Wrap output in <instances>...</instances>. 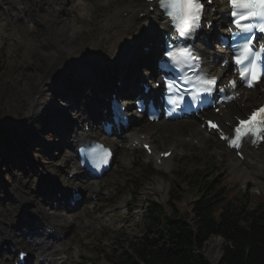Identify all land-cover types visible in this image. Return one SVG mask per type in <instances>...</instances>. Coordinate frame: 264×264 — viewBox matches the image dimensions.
<instances>
[{
    "label": "rangeland",
    "instance_id": "rangeland-1",
    "mask_svg": "<svg viewBox=\"0 0 264 264\" xmlns=\"http://www.w3.org/2000/svg\"><path fill=\"white\" fill-rule=\"evenodd\" d=\"M121 2L122 0H99L87 21L80 18L77 10L72 8L70 12L72 11L74 14L73 24L79 25L81 22H85L94 33L102 32L104 25L100 24L98 29V21H104L108 12L113 11V15H115L119 5L120 7L125 6ZM216 9L223 10V4L217 3ZM53 12L56 13V10ZM103 12L106 13L104 17H102ZM221 12H218L217 16L219 21L223 20ZM6 19L8 18L3 21ZM13 23L18 25L17 20H13ZM12 24L4 27V33L0 34V129L12 142V147L9 141L7 143L0 142V195L5 197L1 198L0 196V223L4 222V225L2 224L4 230L12 218L4 220L3 210L8 205L12 206L14 214H18L21 210L18 206L22 199L16 193L20 192L26 198L32 199V209L29 210L32 213L24 214V220L29 218L32 222L33 217L40 218L34 212L35 206L41 207L40 210L43 209L46 214L51 211L50 206L45 204L44 197L41 196L44 187L37 189L38 193L33 198L34 192L29 191L31 188L33 189L35 180L39 181L38 177L41 178L44 172H49L66 189L71 186L69 180L63 179L67 177L69 171L73 170L75 153L66 146L61 149L64 145L61 141L64 140L69 146L71 144L69 134L77 128L81 129L78 117L80 118L83 111L81 108L85 104L83 101L80 102L78 108L74 110L72 119L78 127L73 125L72 127L61 126L59 128L58 126L61 125L60 114L55 112L44 114L46 123L32 121L27 112L29 100L23 91L21 82L30 76L29 73H33L35 76L47 71L46 56L42 53L41 47L34 43L31 44L23 34L22 36L17 34ZM156 40L158 39L156 38ZM134 66L138 67L137 61ZM94 70L90 81L97 85L102 84V87L105 85L96 92L94 98L97 100L99 93L117 81H106V73H113V70L106 71L102 67L98 69L96 67ZM138 72L137 70L135 74ZM126 73L128 77H133V72ZM125 78L123 76L119 81H123ZM54 79H52V83L47 79L44 84L42 88L44 99H47L56 88L60 97L67 95L62 88H58L53 83ZM258 89L257 87L256 90ZM242 102L243 99H240L236 104L227 106L226 111L242 115L243 111L238 110L244 105ZM213 117L218 119V115H213ZM218 121L220 120L218 119ZM13 123L16 127H10ZM39 125L41 129L38 130ZM33 128L36 129V132ZM201 130L197 118H187L177 122L146 123L137 121L133 123L129 132L146 136L145 140L152 144L155 153L167 150L171 145H177L178 148L174 152L172 151L173 154L167 160L168 167L161 168L156 166L152 156H148L140 148L129 147L126 140L127 133L120 135L116 141L118 148L114 163L110 171L98 179L100 189L90 198L81 200L80 209L72 212L75 216L74 222L71 224L65 221L61 225L64 228L62 235L58 240L53 239L52 241L58 244L62 250L64 257L61 264H106L105 255H111L113 251L118 255L121 254L127 249L130 241L143 236L142 217L146 201L148 199L158 202L165 201L167 191L172 185H177L186 193V198L181 206L187 208L188 204L199 195V192L197 190L189 191L187 184L181 183L180 178H173L174 170L182 172L184 162L196 163V167L201 170V180L211 181L212 185L226 192V198L229 200L237 197L246 201L250 207L264 201V170L258 173L255 168L233 166L232 159L227 158L223 147L219 146L213 137L206 136V133L203 134ZM189 131H193L200 138L198 145L189 143ZM8 151L13 152L9 153ZM262 157L264 156L262 155ZM123 158L127 163H124ZM261 162L264 165V161ZM150 170L154 171L151 177L141 178L137 185L131 183V180L138 177L140 173L145 175ZM128 186L132 191L131 194L128 192ZM51 192L50 190L47 193ZM17 197L18 206L15 207V198ZM116 205L125 206L119 211L115 209ZM101 215L104 216L101 217ZM49 218L52 220L51 216ZM85 220L88 222L84 227ZM79 224L81 225L79 226ZM9 234L11 233L9 232ZM215 238L212 236L205 243L203 253L206 259L208 249L215 242ZM23 246L30 249V245L24 244Z\"/></svg>",
    "mask_w": 264,
    "mask_h": 264
},
{
    "label": "bare ground",
    "instance_id": "bare-ground-1",
    "mask_svg": "<svg viewBox=\"0 0 264 264\" xmlns=\"http://www.w3.org/2000/svg\"><path fill=\"white\" fill-rule=\"evenodd\" d=\"M75 3L76 0H0V6H3L0 7V11L5 18H8L3 22H1L0 18V34L2 32L4 33V27L11 25L13 20H17L18 25L12 24L14 25L16 33L21 34V36L23 34L31 44L34 43L41 47L42 53L46 56L45 64L47 71L35 76L33 73H29L28 75L30 76L27 79L24 77L26 80H22L23 82H21L23 91L29 100L27 112L30 114L32 121L37 120V122L43 121V123H46L44 114L47 112H55L60 114L61 125L58 126L59 128L61 126L65 128L67 126L72 127L73 125L74 127H78L74 123V119H72L75 113L74 110L78 108L80 102L83 101L85 103L81 108L83 111L81 112L80 118L78 117V120L83 124L82 128H77L69 134L71 137V139H69L71 142L69 148L83 138L92 137L97 134L92 124L88 126V131H86L84 127L92 123L91 117H97L101 112V105H103L101 104L100 107L94 105L96 102L94 98L96 92L105 87V85L102 87V84L97 85L90 81L92 73L95 71L94 69H96V67L97 69L102 67L103 70L106 71L113 70V73H106V81H119L121 77L125 76L126 78L123 79L125 81L123 89L126 90L127 87L134 88L135 81L133 79L140 75L141 65L151 66L150 63L154 60L159 51L161 35L167 30L163 22L164 20L157 9L154 8L152 11L148 10V6L151 3H147L145 0H122L121 3L125 6L120 7L119 5L115 15H113V11L108 12L107 15L103 12L102 17L106 15L105 20L98 21V29L99 26H101L100 24H103V31L94 33L85 22H81L79 25L73 24L74 14L72 11L70 12V10L74 8L73 5ZM81 3L83 4V0H81ZM218 3H221V0H218ZM54 10H56V13L53 12ZM80 10L85 9L82 7ZM221 11L222 10H218L219 13ZM6 14L8 17H6ZM221 17L223 18V16ZM9 21L10 23L8 24ZM159 30H161V33L157 34ZM156 37H159V39L155 40ZM152 40L153 42L150 44ZM144 43L150 44V49L146 53H142L143 50L141 45ZM208 49V45H203L201 47L203 53H207ZM136 61L138 67L134 66ZM208 69L212 75L218 77L222 76V71L219 69L217 61L216 63L214 62L213 66L208 67ZM137 70L139 72L135 74ZM126 72H133V77H128ZM47 79L51 80V83L52 79H54L53 83L57 85L58 88H62L67 95L60 97L58 95L59 91L56 88L53 89L52 94H50L47 99H44L42 97V88ZM257 87L259 88L258 90H256ZM257 87L255 86L251 90H239L240 96L238 100L243 99L242 103L244 104L242 108L238 109L243 112H239L247 113L251 107L258 105L262 100L264 96V81L260 82ZM98 99H100V96ZM257 101L259 102L257 103ZM237 102H235V104ZM246 109L247 111H245ZM222 114L224 122H231V114L235 113L222 110ZM157 122L160 123L162 120H158ZM14 126L15 124L13 123L10 127ZM39 129H41L40 125L38 127V130ZM33 130L36 132L35 128H33ZM195 138L196 135L192 132L191 141H194ZM117 139V137H110L108 139V142L113 145L116 150L118 148L116 144ZM126 140L130 144L136 141L140 142L138 134L134 132H130L126 136ZM170 147L173 151L178 148L177 145H171ZM242 149L245 155L243 160L236 158L234 156V151H228L227 149H225V155L228 159H232L233 166L251 167L257 169L258 173L262 172L264 170V165L261 162L264 161V157H262V155L264 156V141L257 147L246 145L242 147ZM158 153L159 152L155 153L153 150L152 155L155 163H158ZM77 160L78 159L74 158L73 170L70 171L73 173V176L69 181L75 191L80 192L83 197L88 198L95 190L100 188V185L96 180L91 181L80 178L83 173L77 166ZM124 163H127V161L125 160ZM163 166L168 167V163L167 160L161 159L159 167ZM104 175L105 173L103 176ZM36 180L33 189L31 188L29 190L34 192L32 198L38 193L37 189L44 187L41 196H47L48 199L55 200L51 193H47L49 191L46 192V188L49 187L48 183L53 185L54 178L52 175H50L49 172H44L41 178L38 177L39 181L36 182ZM62 191L64 190L62 189ZM16 194L22 199L20 206H18V197L15 198V207L18 206L21 209L20 212L14 214L12 206L7 204L8 207L3 210L5 213L3 219L7 220L12 218L11 222L6 225L5 230L2 226L4 222L1 221L2 223H0V245L3 243L5 245V248H3V246L0 248V254L2 253L0 256V264H13L12 258L14 257L11 256L12 253L19 251L25 243H28L26 242L27 239L24 233L16 235L14 230L19 232V224L26 221L23 219L24 214L28 215L32 213V211L29 212V210L32 209V199L26 198L25 195L20 192ZM0 196L1 198H5L2 195ZM40 208L41 207L35 206L33 209L34 212L40 216L39 220L41 219L40 222L42 224L38 226V229L41 230L44 226L45 235L39 234L36 236V233L33 231L34 237L29 241L32 249L27 251L31 257L38 254L35 258V262L41 257L45 264H52V261L53 264L55 262H57L56 264H61L64 257L62 255V250L58 244L48 240L46 231L48 228H54L55 232L58 233L55 238L61 236L64 228L60 226L66 220L72 224L75 219L72 212L74 210L77 211L80 207L78 209H67L66 211L57 207L54 212L48 214L52 217V220L46 217L44 215L46 213L43 209L40 210ZM27 223H29L28 219ZM33 228L36 229L37 227ZM9 232L11 234H9ZM5 236L8 238L3 239ZM220 246L221 240L215 238V242H213L208 249V253L206 254L207 260L212 264H215L218 260Z\"/></svg>",
    "mask_w": 264,
    "mask_h": 264
},
{
    "label": "trees",
    "instance_id": "trees-1",
    "mask_svg": "<svg viewBox=\"0 0 264 264\" xmlns=\"http://www.w3.org/2000/svg\"><path fill=\"white\" fill-rule=\"evenodd\" d=\"M8 139L0 129V142L7 143ZM174 173L175 178L187 184L189 191L197 190L199 195L183 208L186 193L172 185L164 203L148 199L143 215V236L130 241L121 254L113 251L105 255V263L207 264L196 257L195 250L204 252L206 241L220 236L224 244L219 264H264V201L250 207L237 197L227 199L225 191L211 181L201 180V170L196 163L184 162L182 172ZM153 174L151 170L145 175L140 173L131 183L137 185L141 178ZM127 189L132 193L129 186Z\"/></svg>",
    "mask_w": 264,
    "mask_h": 264
},
{
    "label": "snow or ice",
    "instance_id": "snow-or-ice-1",
    "mask_svg": "<svg viewBox=\"0 0 264 264\" xmlns=\"http://www.w3.org/2000/svg\"><path fill=\"white\" fill-rule=\"evenodd\" d=\"M163 4V0H161ZM233 5L236 4V0H231ZM244 7H248L251 9L250 12L241 15L238 19L234 20V23L237 28H239L242 32L249 31L248 26L242 24L244 19L249 18L250 16L259 15L261 18H264V0H249V2ZM169 7H171L172 12L170 15L173 16L176 20L179 21L177 24V30L181 35H186L189 30V22H195L198 18V11L200 9V4L196 3L195 0H170ZM259 9V11H257ZM233 17H237V13L233 12ZM261 31H264V27L261 28ZM251 49L248 44L244 45L243 54L236 59L237 63H240L242 59L245 58L244 54L249 52ZM183 54V53H182ZM257 79L255 72V64H253L252 68V80L249 81V86H252L253 81ZM208 87L204 88V91L211 92V85L213 83L212 80L204 81ZM209 124L213 128H217L214 122H209ZM264 132V107H261L258 110L252 111L251 115L247 117L246 120L238 121L237 126L233 130L232 137H222L229 143L232 147H239L243 142L244 138L249 134L256 136L260 135ZM264 139V136H261ZM254 142V141H253Z\"/></svg>",
    "mask_w": 264,
    "mask_h": 264
},
{
    "label": "clouds",
    "instance_id": "clouds-1",
    "mask_svg": "<svg viewBox=\"0 0 264 264\" xmlns=\"http://www.w3.org/2000/svg\"><path fill=\"white\" fill-rule=\"evenodd\" d=\"M98 2L99 0H83L82 4L81 0H76V3L73 5V7L77 9L79 17L82 18L84 21H87L88 18L91 16V12L97 7ZM82 7L85 10H80ZM6 238L8 237H3V239Z\"/></svg>",
    "mask_w": 264,
    "mask_h": 264
},
{
    "label": "water",
    "instance_id": "water-1",
    "mask_svg": "<svg viewBox=\"0 0 264 264\" xmlns=\"http://www.w3.org/2000/svg\"><path fill=\"white\" fill-rule=\"evenodd\" d=\"M189 224L192 225V217H190V219H189ZM216 238H218V239L221 240V246H220L219 257H218L217 262L215 263V264H219L220 261H221V258H222V247H223V244H224V239L221 238L220 236H217ZM195 254H196V257H197L200 261H204V262H206L207 264H212V263H210L207 259L204 258V253L195 250Z\"/></svg>",
    "mask_w": 264,
    "mask_h": 264
}]
</instances>
